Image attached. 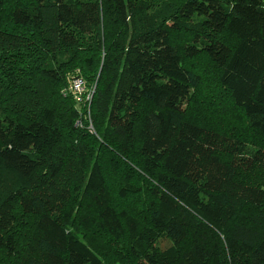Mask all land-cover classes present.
Segmentation results:
<instances>
[{
	"label": "trees",
	"instance_id": "obj_1",
	"mask_svg": "<svg viewBox=\"0 0 264 264\" xmlns=\"http://www.w3.org/2000/svg\"><path fill=\"white\" fill-rule=\"evenodd\" d=\"M0 264H264V0H0Z\"/></svg>",
	"mask_w": 264,
	"mask_h": 264
},
{
	"label": "built area",
	"instance_id": "obj_2",
	"mask_svg": "<svg viewBox=\"0 0 264 264\" xmlns=\"http://www.w3.org/2000/svg\"><path fill=\"white\" fill-rule=\"evenodd\" d=\"M72 89L76 92H78L79 94L82 92L83 90V82L80 78H77L73 81L72 83Z\"/></svg>",
	"mask_w": 264,
	"mask_h": 264
}]
</instances>
